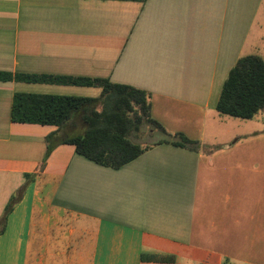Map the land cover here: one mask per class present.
Returning <instances> with one entry per match:
<instances>
[{
    "label": "crops",
    "instance_id": "crops-1",
    "mask_svg": "<svg viewBox=\"0 0 264 264\" xmlns=\"http://www.w3.org/2000/svg\"><path fill=\"white\" fill-rule=\"evenodd\" d=\"M263 2L0 0V218L13 199L0 264H264V204H232L231 194L215 204L214 191L203 210L196 204L201 146L227 133L215 106L230 69L253 49ZM22 76L142 90L152 118L170 136L198 142V151L153 145L171 139L161 133L118 169L69 144L45 156L49 136L83 133L80 117L59 128L15 123L13 96L94 99L100 89Z\"/></svg>",
    "mask_w": 264,
    "mask_h": 264
},
{
    "label": "trees",
    "instance_id": "trees-1",
    "mask_svg": "<svg viewBox=\"0 0 264 264\" xmlns=\"http://www.w3.org/2000/svg\"><path fill=\"white\" fill-rule=\"evenodd\" d=\"M144 1V0H124ZM3 77V75H2ZM25 82L55 83L62 85L88 86L100 89L97 98L72 96L15 94L12 98L10 117L15 123H29L61 127L78 115L84 130L81 135L65 139L47 138L45 156L58 144H69L76 154L93 163L118 169L134 160L152 145H139L129 139L144 122L171 139H164L153 145L168 143L191 151H198L199 144L181 133L170 136L151 116L149 96L146 92L111 83L105 79L71 78L61 76H22ZM96 106H100L97 110ZM264 110V62L257 55H247L237 59L230 69L219 94L215 111L249 120ZM43 164L40 166V170ZM13 199L7 204L0 218V233L3 232L6 217ZM148 259L160 262L167 258Z\"/></svg>",
    "mask_w": 264,
    "mask_h": 264
},
{
    "label": "rangeland",
    "instance_id": "rangeland-1",
    "mask_svg": "<svg viewBox=\"0 0 264 264\" xmlns=\"http://www.w3.org/2000/svg\"><path fill=\"white\" fill-rule=\"evenodd\" d=\"M250 40L253 45L249 48L253 49L247 50V54L257 55L264 62V2L258 10ZM96 109L99 110L100 106ZM220 116L221 128L227 133L218 139V145L201 146L196 204L203 210L208 206L205 203L213 191L215 204H223L226 198L231 197L230 194L232 204H264V110L249 120ZM161 137L158 130L144 122L136 132L129 134L131 141L142 146L150 145ZM12 262L7 260V264ZM13 264H17L16 260Z\"/></svg>",
    "mask_w": 264,
    "mask_h": 264
}]
</instances>
